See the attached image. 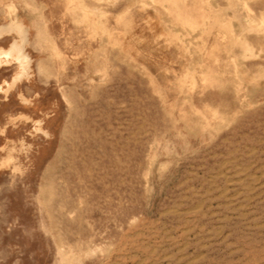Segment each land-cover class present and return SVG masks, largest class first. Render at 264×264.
Returning a JSON list of instances; mask_svg holds the SVG:
<instances>
[{"label": "rangeland", "instance_id": "374dc122", "mask_svg": "<svg viewBox=\"0 0 264 264\" xmlns=\"http://www.w3.org/2000/svg\"><path fill=\"white\" fill-rule=\"evenodd\" d=\"M16 17L0 264H264V0H0Z\"/></svg>", "mask_w": 264, "mask_h": 264}, {"label": "bare ground", "instance_id": "6f19581e", "mask_svg": "<svg viewBox=\"0 0 264 264\" xmlns=\"http://www.w3.org/2000/svg\"><path fill=\"white\" fill-rule=\"evenodd\" d=\"M12 30H17L19 33H21L22 41L20 40L21 42H19L17 40L16 41L14 40V43L11 45V47L9 49H1L0 48V61H4L5 58H9L8 63H11L10 59L13 58V59L17 60V62H19L21 64L22 71H20L21 73L16 77V79L14 80L13 83H10L9 81L5 80V84L8 85L9 88L13 87L15 85V83L19 79H22L23 76L29 75L30 63H31V59H30L28 53H26V51H25V49H26L25 48V44L28 41V31H27V29L25 27V24L22 21H20L19 19H17V17H16V20L12 21L10 24L0 26V34L6 32V31H10L11 32ZM2 69H4V67L0 68V70H2ZM29 77H30V75H29ZM3 89H4V85H0V90H3ZM2 149H4V146L2 147ZM9 159H10V156H9ZM6 161L8 162L7 159H6Z\"/></svg>", "mask_w": 264, "mask_h": 264}]
</instances>
